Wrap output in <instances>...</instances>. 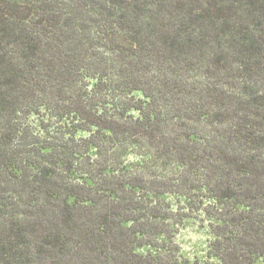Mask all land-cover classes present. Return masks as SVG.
Segmentation results:
<instances>
[{"label":"trees","instance_id":"obj_1","mask_svg":"<svg viewBox=\"0 0 264 264\" xmlns=\"http://www.w3.org/2000/svg\"><path fill=\"white\" fill-rule=\"evenodd\" d=\"M171 193L264 264V0H0V264H185Z\"/></svg>","mask_w":264,"mask_h":264},{"label":"rangeland","instance_id":"obj_2","mask_svg":"<svg viewBox=\"0 0 264 264\" xmlns=\"http://www.w3.org/2000/svg\"><path fill=\"white\" fill-rule=\"evenodd\" d=\"M134 96L144 99L141 92H135ZM30 119L35 125H40L42 120L47 123L50 121L43 114L33 115ZM77 136L86 137L87 134L80 132ZM130 161L137 162L138 159L131 157ZM163 199L173 212V219L169 222L174 236L172 240L178 247L185 264H194L196 261H211L219 264V259L211 258L210 249L215 240L213 228L220 224L218 214L221 206L211 199L192 203L187 197L177 193L167 194ZM147 251L148 248L143 250L144 253Z\"/></svg>","mask_w":264,"mask_h":264}]
</instances>
